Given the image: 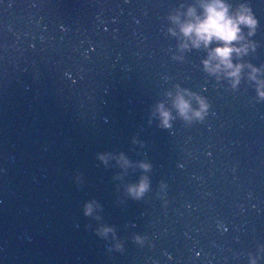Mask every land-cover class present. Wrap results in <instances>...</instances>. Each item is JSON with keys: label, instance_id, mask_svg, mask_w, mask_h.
<instances>
[{"label": "water", "instance_id": "95a60500", "mask_svg": "<svg viewBox=\"0 0 264 264\" xmlns=\"http://www.w3.org/2000/svg\"><path fill=\"white\" fill-rule=\"evenodd\" d=\"M228 2L258 18L235 89L204 70L208 49L178 47L168 17L199 0H0V264H264V101L248 67L264 80V0ZM177 93L206 97L205 119L181 118Z\"/></svg>", "mask_w": 264, "mask_h": 264}, {"label": "clouds", "instance_id": "9594fccd", "mask_svg": "<svg viewBox=\"0 0 264 264\" xmlns=\"http://www.w3.org/2000/svg\"><path fill=\"white\" fill-rule=\"evenodd\" d=\"M183 16V19L181 18ZM169 20L177 25L179 33L182 35L178 47L183 50L189 48V42L192 48L199 49L203 46L208 49V56L202 61L204 70L208 73L222 72L226 78L231 81L233 89L240 83L242 62L234 63L235 57H242L249 53V50H255L257 44L249 37L254 36L258 27V18L254 14L251 6L247 2H240L235 7L228 0H199V10L197 5L189 4L185 12L170 14ZM245 29L247 33L245 34ZM172 34H176L175 28L169 29ZM215 44L214 47H209ZM248 67L252 69L249 78L256 81V93L259 100L264 101V80H259L255 73L259 71L257 67L249 63ZM185 91H187L185 89ZM199 107L193 108L190 101L183 94L177 93L174 98L173 105L177 110V114L185 121L191 122L203 121L208 115L210 103L206 97L198 96L195 93ZM156 111L159 113L162 129H170L172 127L173 116L169 109H166L163 103L156 105ZM98 158L107 163L111 153H98ZM118 162L122 166L127 167L131 161L120 153ZM140 168L147 172L152 165L147 161L139 163ZM161 186H165L161 182ZM150 189V181L148 176L142 175L138 182L129 183L126 187L128 197L133 200L142 199ZM99 208L100 205L95 201H89L84 206V215L91 216L93 208ZM99 219V215H97ZM112 233L115 239V229L109 225H101L96 230V234L100 237H107ZM137 242L142 241L139 235L134 236ZM117 250H122L123 245L117 241L115 245Z\"/></svg>", "mask_w": 264, "mask_h": 264}]
</instances>
